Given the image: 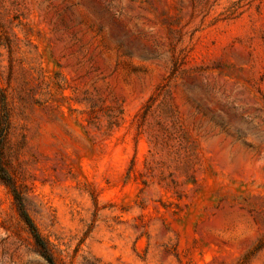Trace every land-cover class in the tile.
Segmentation results:
<instances>
[{"label":"rangeland","instance_id":"1","mask_svg":"<svg viewBox=\"0 0 264 264\" xmlns=\"http://www.w3.org/2000/svg\"><path fill=\"white\" fill-rule=\"evenodd\" d=\"M23 210L56 264H264V0H0V264H50Z\"/></svg>","mask_w":264,"mask_h":264},{"label":"trees","instance_id":"2","mask_svg":"<svg viewBox=\"0 0 264 264\" xmlns=\"http://www.w3.org/2000/svg\"><path fill=\"white\" fill-rule=\"evenodd\" d=\"M22 214H23V217H24L25 221L29 225V228L31 229V231L33 233L36 242L41 246L42 251H43V254H44L45 258L47 259V261L50 264H56L55 261H54V259H53V257H52V255L49 252V249H48L46 243L44 242L41 234L39 233V231H38V229H37L34 221L30 217V215L28 214V212L26 210H23L22 211Z\"/></svg>","mask_w":264,"mask_h":264},{"label":"bare ground","instance_id":"3","mask_svg":"<svg viewBox=\"0 0 264 264\" xmlns=\"http://www.w3.org/2000/svg\"><path fill=\"white\" fill-rule=\"evenodd\" d=\"M227 218H229V216H225L224 218H222V220H225V219H227Z\"/></svg>","mask_w":264,"mask_h":264}]
</instances>
